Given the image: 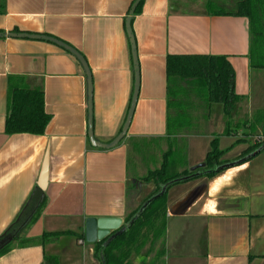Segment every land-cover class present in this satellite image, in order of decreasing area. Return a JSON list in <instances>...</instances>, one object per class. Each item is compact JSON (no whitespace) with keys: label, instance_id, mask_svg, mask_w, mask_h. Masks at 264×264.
<instances>
[{"label":"crops","instance_id":"0c3cea01","mask_svg":"<svg viewBox=\"0 0 264 264\" xmlns=\"http://www.w3.org/2000/svg\"><path fill=\"white\" fill-rule=\"evenodd\" d=\"M209 1L145 0L133 16L139 97L126 137L106 150L88 137L87 77L75 56L49 41L9 34L55 38L85 58L94 138L108 144L121 132L134 91L126 30L134 0H0V237L44 197L38 220L16 231L22 238L73 233L45 245L16 246L0 264H47V257L52 264H101L96 244L85 240L87 219H121L125 225L156 189L142 179L165 161L168 176L183 174L204 163L214 139L225 150L238 140L233 131L255 137L254 117L264 121V69L256 67L264 65V33L256 42L249 18L210 14ZM168 56L227 57L241 98L232 115L214 106L204 129L169 136ZM12 80L43 91L52 117L45 135L6 134ZM263 131L257 127L256 134ZM249 146L236 145L225 156L227 165L237 166L172 187L165 236L157 243L149 239L131 264H264V151L241 164ZM44 176L46 188L39 191ZM191 195L186 212L172 215Z\"/></svg>","mask_w":264,"mask_h":264},{"label":"trees","instance_id":"16d2710c","mask_svg":"<svg viewBox=\"0 0 264 264\" xmlns=\"http://www.w3.org/2000/svg\"><path fill=\"white\" fill-rule=\"evenodd\" d=\"M137 0H134L133 4ZM145 0H142L135 10L134 16L141 12ZM232 3L221 4L210 0L207 5L208 13L213 15H232L247 17L252 24L253 36L257 42L264 33V0H237ZM229 5V7H225ZM131 6V8H132ZM261 22V23H260ZM264 69V65L256 66ZM167 77H168V120L167 131L169 136L180 135L182 132H196L197 126L191 117V110L203 106L204 115H208L214 106L222 107L224 115L228 118L235 110L236 103L240 97L235 90V71L227 57L214 56H168L167 58ZM9 115L6 120V134H30L35 136L45 135L51 122L45 108L44 93L41 90H25L12 80L9 84ZM199 104V105H198ZM206 113V114H205ZM263 115V114H262ZM264 116V115H263ZM255 121L251 124L252 133L256 134L257 127L264 129L262 116L254 117ZM198 123V121H196ZM204 123V119L202 121ZM203 125V124H202ZM195 126V127H194ZM202 127V126H201ZM231 125L227 124L226 134L230 135ZM238 138L237 132H232ZM258 138V143L251 145L242 153L241 158H247L264 144V131ZM238 138L233 147L243 143L244 140ZM233 147L222 150L218 139L211 142L210 150L204 161V167L196 172L186 171L183 174L168 176L167 162L165 161L160 169L149 172L142 179V182L153 183L156 187L154 193L147 198L143 204L134 211L127 223H130L138 214L142 206L152 200L138 219L121 235L114 238L107 246L105 241L95 245V255L101 264H131L133 253L139 252L149 239L153 243L159 242L165 236L166 218L168 210L169 190L183 182L173 183L162 193L163 188L176 180L187 176L201 173L198 178H213L217 174L226 170L223 166L227 165L225 156ZM264 151V148L260 153ZM259 153V154H260ZM257 154L256 156H258ZM253 156L247 161L252 160ZM244 162V163H245ZM242 164V163H241ZM196 179V178H195ZM193 180V179H192ZM188 182V181H186ZM45 205V197L31 210V213L17 220L8 231L7 235L13 236V241L2 251L0 257L10 252L16 246L21 248L45 245L52 239H57L65 235H73L70 232L45 233L39 238H22L20 232L16 231V226L28 227L32 225L41 215ZM19 222V224H18ZM26 224V225H25ZM24 228V227H23ZM21 228V229H23ZM20 229V231H21ZM81 239L83 237L81 236ZM55 260L47 257L45 262L52 264Z\"/></svg>","mask_w":264,"mask_h":264},{"label":"water","instance_id":"95a60500","mask_svg":"<svg viewBox=\"0 0 264 264\" xmlns=\"http://www.w3.org/2000/svg\"><path fill=\"white\" fill-rule=\"evenodd\" d=\"M142 0H137L131 10H130V15L126 20V30L127 34L130 40V45H131V52H132V58H133V65H134V91H133V96L130 104V108L127 113V117L125 120V123L121 129V132L119 135L110 143L108 144H103L99 143L95 140L94 138V129H93V82H92V75L91 71L89 69V66L85 60V58L75 49L72 47L68 46L64 42L57 40L55 38L47 37V36H36V35H28V34H9L10 38H28V39H36V40H45L49 41L51 43H54L68 52H70L75 58L79 61L81 64L82 68L85 71L86 77H87V84H88V111H89V123H88V137L91 142V144L94 147H98L101 149H112L116 147L127 135L129 127L131 125V122L133 120V116L135 113V109L137 106V101L139 97V91H140V67H139V61H138V55H137V43L135 39V35L132 30V19L135 13V10L137 9L138 5L140 4ZM1 37V35H0ZM264 148L263 146L258 149L256 152L248 156L247 158H244L242 160V164L246 161L252 158L253 156H256L261 152V150ZM231 164L223 166V168H231L233 166H237V164H234L230 167ZM204 164H201L195 168H192L190 171L191 172H196L198 169L203 168ZM201 176V173H196L191 176H187L185 178L176 180L172 183L167 184L164 188L162 193H164L169 186H171L173 183H180V182H186L190 181L192 179L198 178ZM46 178L45 176L40 180L39 182V191H43L46 188ZM154 198H152L153 200ZM148 201L145 203L142 208L139 210L138 214L134 217V219L128 223L123 225L121 219H113V218H89L85 222V240L88 244H96L98 242L105 241L104 246H107L114 238L117 236L121 235L123 232H125L133 223L136 219L139 218V216L142 214V212L146 209V207L150 204L152 201ZM195 200V195L189 196L186 200H184L176 210H173L171 212L172 215H183L186 210L190 207V205L194 202ZM26 225V224H25ZM13 241V236L12 235H7L4 234L3 236L0 237V251H2L8 244H10Z\"/></svg>","mask_w":264,"mask_h":264},{"label":"rangeland","instance_id":"374dc122","mask_svg":"<svg viewBox=\"0 0 264 264\" xmlns=\"http://www.w3.org/2000/svg\"><path fill=\"white\" fill-rule=\"evenodd\" d=\"M229 3H232L233 1L232 0H227ZM235 2H237V0H234ZM218 3H220V2H218ZM225 7H229V5H227V6H225ZM199 105V104H198ZM220 107V106H219ZM204 108L203 106L201 107V106H199L198 108H194V109H192L191 110V117H192V119H194V122L196 123V125L195 126H197L196 127V129L194 128V130H197V131H199V130H201V129H204V128H202L201 126H203L204 124H206V123H203L202 121H203V119L205 118V115H204V110H202V109ZM206 114V113H205ZM196 121H198V123L196 122ZM203 124V125H202ZM194 126V127H195ZM196 131V132H197ZM255 135V137H251V136H248V135H242V134H238V136L240 137V138H242L241 140H244L243 141V143H240V144H250V145H255V144H257L258 143V138H256V137H259V134H254ZM238 137V138H239ZM237 154V153H236ZM235 155V153L234 154H232L230 157H233ZM154 164H155V162H154Z\"/></svg>","mask_w":264,"mask_h":264},{"label":"built area","instance_id":"2783aa9c","mask_svg":"<svg viewBox=\"0 0 264 264\" xmlns=\"http://www.w3.org/2000/svg\"><path fill=\"white\" fill-rule=\"evenodd\" d=\"M83 243H84V241H83V240H81V241H80V244H83Z\"/></svg>","mask_w":264,"mask_h":264}]
</instances>
